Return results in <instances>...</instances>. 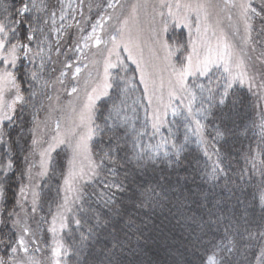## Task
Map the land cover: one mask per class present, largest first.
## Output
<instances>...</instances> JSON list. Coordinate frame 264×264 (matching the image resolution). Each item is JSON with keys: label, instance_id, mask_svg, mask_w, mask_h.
<instances>
[{"label": "snow or ice", "instance_id": "1", "mask_svg": "<svg viewBox=\"0 0 264 264\" xmlns=\"http://www.w3.org/2000/svg\"><path fill=\"white\" fill-rule=\"evenodd\" d=\"M60 4L59 19L63 21L66 19L63 0ZM104 5L106 9H112L113 14L101 15L98 12L95 19L90 17L87 21L77 22L83 32V25L91 21V31L82 38L83 48L95 47L97 51L93 55L101 56L103 63L102 76H98L95 86L81 99L78 83L70 90L65 84L70 73L71 79L78 81L81 67L76 66L72 71L73 64L66 60L54 79L45 75L51 60L45 52L48 41L46 30L55 24L57 16L51 0H14L11 10L7 4H0V144L15 143L8 126L22 119L20 114L29 107L35 110L33 101L39 103L47 115H51L54 109L45 106L39 98L51 101L53 98L48 95V90H55L56 84L68 96H74L79 101L78 104L69 101L67 105H61V111L70 113L68 123L62 126L57 120L47 134L49 139H44L38 132L41 124L48 126L47 122L38 119V110L33 112L31 147L22 158L24 166L19 172L20 184L14 207L9 209L5 204L0 209V264H65L64 257L69 254V247L61 233L65 230L70 233L73 225L77 231L84 227L85 221L80 213L90 214V219L94 221L88 226L87 234L80 232L79 246L74 250L80 264H133L124 255L130 250L124 240H130V237L125 233L121 238V230L112 218L113 215H121L117 194L128 191L142 169L158 158L174 156L179 161L193 137L206 157L211 159L209 148L216 155L217 160L208 175L213 180L217 179L224 171L217 143L226 136V129L217 123V112L223 113L230 102L232 107L242 103V98L235 95L237 86L246 85L258 99H264V0H259L258 6H253L252 0H222V7L210 0H136L128 5L126 13L119 15L115 14L116 10L125 7L121 0H104ZM104 5L97 7L104 8ZM141 9H150L147 26L140 19ZM214 9L219 11L214 12ZM225 10L232 13L227 17L229 21L234 15L237 22L243 25L242 43L252 52L256 51V46L261 47L254 58L249 56L245 59L238 55L236 45L221 29L218 17ZM257 19L259 28L255 26ZM113 20L115 23H110ZM177 28L180 33L169 35L170 30ZM98 30L104 36L98 34ZM235 32H239V28ZM145 49L149 53L147 60ZM51 50L49 45L48 51ZM69 51L82 53L83 49L77 44ZM121 52L126 53V57H122ZM63 55L67 56V52ZM126 60L135 65L133 72H139V82L143 85L147 101L146 122L141 128L135 127L127 117L113 119V113L117 117L120 115L115 102L108 116L103 117V124L97 123V101L101 97L109 96L112 89L127 93L134 87L135 77L128 74ZM93 63L99 61L93 60ZM113 70H116L115 75ZM121 72L124 75H120ZM200 77L206 78L208 84L199 83ZM56 99L59 100V96ZM169 111L173 117H180V121H168ZM181 126L184 129L182 142L177 140ZM165 127L168 135L162 136L159 142L143 143L145 136L151 140ZM261 128L264 129V123ZM97 137L100 143L94 144ZM62 146L69 153L66 165L56 158L60 156L58 149ZM13 166L11 159L6 163L0 160V202L7 200L8 173ZM50 173H59L62 183L57 186L59 199L56 210H50L49 241L40 237L25 219L28 213L21 216L16 208L23 210L28 191L34 186L36 178L47 177ZM95 183L102 188L95 194L103 201L107 213L84 206L88 203L85 189ZM31 195V213L35 214L38 193L32 190ZM219 219L210 222H219ZM130 224L131 220L128 221ZM103 232L110 237L107 243L101 240ZM202 242V238L198 237L196 244ZM209 243L211 248L205 250L200 264H230L231 240ZM42 252L48 254L44 257L36 255Z\"/></svg>", "mask_w": 264, "mask_h": 264}, {"label": "trees", "instance_id": "2", "mask_svg": "<svg viewBox=\"0 0 264 264\" xmlns=\"http://www.w3.org/2000/svg\"><path fill=\"white\" fill-rule=\"evenodd\" d=\"M13 3L14 0H0V4H7L9 10ZM51 3L55 5L54 11L60 2L51 0ZM79 6L77 10H80ZM96 16L97 14H92L90 17L95 19ZM80 17V12L75 14L71 27L62 30L61 38L57 42L49 41L52 45L50 57L54 54L56 63L60 62L62 66L66 60L71 62L61 52L65 53L66 49H71L77 40L75 28ZM255 26H260L258 19ZM255 35L253 32L254 37ZM33 46L35 47V44ZM57 47L59 52L54 51ZM260 51L261 47L256 46L254 55H258ZM52 69L53 66L48 61L46 77L53 78ZM54 69L59 73L60 69ZM235 95L242 98V103L232 107L230 102L229 106L223 109V113L217 112V123L226 129L225 138L217 143L220 148L221 167L224 169L217 179L213 180L208 175L217 160L211 148V159L204 155L202 147L198 150L191 148L185 150L179 161L174 157L171 162L164 160L147 164L130 189L117 194L121 215H113L112 218L121 230V238H124L125 233L130 237V240H124L126 248L130 249L124 255L133 264H200L205 250L211 248L209 242L227 243L228 240L232 242L230 264L264 262V129L261 128L264 123V105L257 107L256 98L252 93L239 87L235 88ZM261 102L264 104V101ZM20 116L22 119H18L9 130L15 143L0 144L4 154L8 152L6 154L10 155L14 164L13 170L8 173L10 179L7 185V200L0 203V209H3L5 204L9 209L14 207L15 191L20 183L17 180L21 169L18 168L19 162L31 147L30 107ZM16 136H19L18 140H15ZM104 140L106 143V136ZM96 142L100 143V138ZM3 158L5 160L7 157ZM56 158L65 163L62 156ZM58 179L59 173L56 177H51L56 189L60 184ZM85 191V199L88 201L84 205L86 208L91 207L100 213L108 212L103 201L95 194L102 191L98 183L88 186ZM54 195L57 196L55 192L51 194V191H48L44 197L40 196L41 209L38 207V211L31 213L28 218V223L37 234L49 241L48 210L51 207L52 212L58 202ZM80 215L85 221L84 227L79 231L72 227L70 233L64 234L65 243L69 247V254L64 259L65 264H80L79 258L74 254V250L79 246L80 232L87 234L88 226L94 223L90 214ZM217 218H220L219 222H210L216 221ZM198 237L202 238L203 242L197 245ZM101 240L104 243L110 240L107 232L102 233ZM42 254L46 256L48 253Z\"/></svg>", "mask_w": 264, "mask_h": 264}, {"label": "rangeland", "instance_id": "3", "mask_svg": "<svg viewBox=\"0 0 264 264\" xmlns=\"http://www.w3.org/2000/svg\"><path fill=\"white\" fill-rule=\"evenodd\" d=\"M58 2H60V0H58ZM136 0H121V3H123L125 5L124 9H117L115 14L119 15L122 12L126 13L129 9H128V5L135 3ZM211 3L213 4H218L222 7V0H210ZM253 6H257V4L259 3V0H252ZM71 4L72 7H68V5ZM63 5H64V13L66 15V19L65 20H60L59 16H60V7L61 4H57L56 5V11L57 12V16L55 18V24L51 25V29L50 30H46L48 32V41L45 45V52L47 53V55L50 56L51 51H48V46L50 45L49 41H55L57 42L60 38H61V32L63 29L67 28L69 25L72 24V20L75 16V14H79L83 13V16L80 17L79 21H87L88 18H90V16L92 17V14H97L98 12L101 15H105L107 14H113V10L112 9H106V5H104V0H83V4L81 5V0H63ZM80 5V10H77V6ZM98 5H104V8H100L97 7ZM89 6H91V11H89ZM78 7V9H79ZM106 9V12L105 10ZM1 10V9H0ZM214 12L219 11V9H214ZM235 10H233L234 12ZM150 12V9H141L140 10V19L142 21V23L145 24V26H147V20L149 19L147 13ZM232 13H229L228 11H223L220 12L219 15V19L221 21V29L225 32V34L229 37L230 42H232L233 44L236 45V51L237 54L242 56L243 58L247 59V57H255L254 52L250 51V48L246 45H244L242 43L241 37L244 35V30H243V25L237 22V18L233 15V19L231 21L228 20V15H231ZM97 17V16H96ZM216 17L214 16V19ZM94 19V18H93ZM110 23H115V20L111 21ZM84 31L81 32L79 29V26L77 25L75 30L77 32V40L74 42L73 46L71 49H75L77 47V44H79V46L83 49V52H75V51H69V49H66L67 52V58L71 57L70 60L71 62L68 63H72L73 64V69L72 71H74L76 66L81 67L82 71H81V75L78 78V81L76 80H72L71 79V73L69 74V77L65 79V84L69 86V90L71 86H77L78 83V87H79V97L82 99L85 96L86 92H90L91 88L93 86H95V83L98 79V76H102L103 73V63H102V57L99 55H93V53H95L97 50L95 47H91L89 48H83V36L87 35L90 31H91V21L89 23H85L84 25ZM239 28V32H235V29ZM87 30V31H86ZM186 29L184 30V32L186 33ZM181 30L179 28L174 29V30H170L169 35H175L180 33ZM235 32V34H234ZM98 34L104 36V33L99 32L98 30ZM105 39H107V36H105ZM214 39V38H213ZM52 48V45H50ZM101 48H103V45H101ZM241 49L243 51H241ZM54 51H57V48H55ZM61 54L63 55V52H61ZM122 57H126V53L121 52ZM77 57H80V59H77ZM149 58V53L148 50L145 49V59L147 60ZM53 60V61H52ZM93 60L99 61V63L94 64ZM49 62L52 64L53 69L54 67H56L57 69H61L62 65L60 62L56 63L54 54L51 58V60H49ZM53 62V63H52ZM55 62V63H54ZM126 64L128 65V69H129V75H134L135 77V81H134V87L129 89L127 91V93H124L123 91L118 92L116 89H112L110 90V94L107 97H101L100 100L97 101V106H98V111L96 113L97 115V123H101L103 124V117L108 116V112L109 110L112 109V105L113 102H115L120 109V115L119 117L116 116L115 113H113V119L119 120L121 118L127 117L129 120H131L135 127L137 128H141L142 125L146 122V112L145 109L147 107V101L144 98V94H143V85L139 82V72H133V70L135 69V65L131 63V61L126 60L125 61ZM174 62H175V58H174ZM249 63H251V61H248ZM60 63V64H59ZM27 64V63H26ZM87 65V67L85 68L84 65ZM151 70V69H149ZM116 70H113V74L115 75ZM218 74V73H217ZM53 79L59 75L58 71L56 70L53 74ZM120 75H124L123 72L120 73ZM165 77L167 76V74H164ZM199 83H203L205 85L208 84V80L204 77H200L199 78ZM241 89H244L246 91H248L247 86H237ZM121 89H123V84H121ZM254 91H259L254 89ZM252 93V92H251ZM48 95L51 96L53 99L51 101L47 100V99H43V98H39L42 99V103L45 106H50L51 109H54V111L51 112V115H47L40 107V104L37 103L36 101H33V103L36 104V109L34 110L32 107H30L31 112H32V116L31 118H29V122H30V130H29V135H30V140L32 139V130H33V112L38 110V119L41 121H46L47 122V127H45L44 124H41L38 132L39 135L42 136L44 139H49L50 136L47 135L48 133L51 132V130L54 128L55 123L57 122V120H59L62 124V126H66L68 123V116L70 115V113L68 111H61V105H67L69 103V101H73V103L78 104L79 101L75 99V97H70L67 95V93L64 91L63 88H61V86L59 84L55 85V90L49 89L48 90ZM253 95V93H252ZM59 96V100L56 99V97ZM254 98H256V102H257V107L259 106H263V102L264 99H258L257 95H253ZM264 107V106H263ZM180 117H173L171 115V112L169 111V114L167 116V120L168 121H180ZM111 123V121H109ZM173 128L175 129V124L172 125ZM11 129V125L8 126V131ZM122 131V130H121ZM149 133L151 132L150 129V125H149V129H148ZM168 132H167V128H162L160 134H158L155 138L153 139H149L148 136H145L143 138V143L144 144H155L157 142L160 141L162 136H167ZM183 135H184V129L181 126L179 129V132L177 133V140L182 142L183 141ZM19 136L15 137V140H18ZM99 137H97L93 143L94 144H99L98 142H96L98 140ZM193 141L190 142L188 145H186V150L187 149H191L194 148V150H198V148H200V146L197 145V143L195 142V137H193ZM31 142V141H30ZM129 147L131 146V141L129 140ZM5 150V149H4ZM170 150V149H169ZM60 156H62L63 161L65 162L64 164H67V160H66V156L69 154L68 150L66 148H64L63 146L58 149ZM0 160H3L5 163L7 162L8 159H10V155L6 154L8 152H6L4 154L3 152V146L0 145ZM7 157L4 158L3 157ZM53 156L55 157L56 154L53 153ZM174 158V156H170L168 158H158L157 161H164L166 160L167 162H171V160ZM21 162V163H20ZM19 162V166L18 168H22L24 166V161L23 159ZM37 164H38V157H37ZM13 170V169H12ZM34 172L36 171V169L33 170ZM52 174L50 173L49 176L47 177H43V178H36V180L34 181V186L32 188L29 189L28 191V199L27 201L24 202V208L23 210L20 209L19 207H17L18 212H20L21 216H24L25 212L28 213V217H25V219L28 221L29 216L31 215V207H32V195H31V191L34 190L36 193H38V198H40V196L44 197L45 194H47L48 191H51V194L55 192V194H57V189L56 186H54V184H52V181L55 180H51ZM54 176V175H53ZM56 177V175H55ZM17 180L20 182V178H19V173L17 175ZM60 182V184L62 183V181H60L58 179V183ZM25 183H27V181H25ZM20 184V183H19ZM19 191V186L15 191V194L18 193ZM55 200L59 199L56 195H54ZM58 201V200H57ZM1 203V202H0ZM41 205H39V199H38V207L39 209ZM51 210V207L49 208ZM50 210H48V214H49V227H50V223H51V214H50ZM56 210V207L52 210V212H54ZM38 211V210H37ZM57 227H59L57 225ZM72 227H75L74 225ZM67 233V230H65V232H62L61 235H64ZM50 240H51V233L48 232ZM37 256L40 257H44V255L42 253H36ZM67 256L64 257V259Z\"/></svg>", "mask_w": 264, "mask_h": 264}]
</instances>
